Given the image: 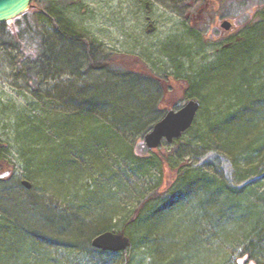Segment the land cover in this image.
<instances>
[{"label": "trees", "instance_id": "16d2710c", "mask_svg": "<svg viewBox=\"0 0 264 264\" xmlns=\"http://www.w3.org/2000/svg\"><path fill=\"white\" fill-rule=\"evenodd\" d=\"M74 1L32 0L33 11L23 13L20 24L21 16L15 19L17 26L7 27L13 20L0 22V41L21 53L17 68L41 100L31 104L32 113L26 122L15 123V143L23 151L24 163L44 181L51 178V171L72 173L68 167L73 164H84L85 170H93L99 179H94L93 189L79 198L80 209L72 208L74 213L70 214H53L40 205L29 208L25 201L2 200L8 211L0 216V264H15L16 255L33 252L40 264H62L57 258H47L48 246L73 251L79 248L77 253H83V259L87 257L82 264H122L121 255L131 258L138 250L149 264H193L195 260L212 261L205 264H264V8L259 10V21L247 28L242 43L219 56L229 64L228 71L241 69L244 62L249 65L238 76L232 74L235 93L228 111L203 113L200 107L193 125L183 133L197 146L214 148L229 158L234 178L231 184L216 165L204 169L173 164L171 154L153 164L148 156L130 152L123 137L126 128L144 134L159 120L160 110L151 103L154 94L138 86L137 76L150 73L112 64L128 59L123 61L119 54L115 60L112 54L99 57L95 40L66 16V8ZM114 66L123 68L117 74L128 78L121 76L107 93L101 90L103 87L95 92L94 86L87 85L70 94V106L60 107L62 101L52 99L40 88L49 72H59L63 67L82 75L79 70L83 68L88 72L114 70ZM251 69L254 72L249 74ZM130 84L136 86L135 94L123 88H130ZM166 90L164 87L161 100ZM121 93L130 94L131 100L119 99ZM184 96L194 97L188 93ZM162 105L169 109L176 104ZM144 115L149 117L146 122ZM106 137L115 140L116 146L107 147ZM181 137L174 141L179 142ZM128 152L133 175H144L150 168L157 173L155 182L141 194L136 186L127 187L116 177V184L121 183L120 189L126 191L123 193L132 196L137 192L138 206L131 215V210L121 206L120 198L114 199L106 188L112 185L99 175L107 171V162ZM23 177L32 178L27 174ZM99 198L104 202L94 203ZM121 215L126 219L121 230L130 238L128 248L120 252L92 248L88 250L90 258L87 249L81 251L87 239L118 228L113 219ZM26 219L35 223L31 225ZM44 229L52 231L54 238L42 234ZM142 256L136 264L142 263Z\"/></svg>", "mask_w": 264, "mask_h": 264}, {"label": "rangeland", "instance_id": "374dc122", "mask_svg": "<svg viewBox=\"0 0 264 264\" xmlns=\"http://www.w3.org/2000/svg\"><path fill=\"white\" fill-rule=\"evenodd\" d=\"M180 1L192 0H75V3L70 4L65 10L66 16L81 26L89 37L95 40L99 57L112 54L115 60L119 54L123 61L126 58L128 59L124 63L116 61L112 64H117L124 67V69L138 68L149 71L150 76H137V79H140L138 86L139 90L146 92L151 90V94H154L151 103L154 107L157 106L155 107L157 110H160L158 119L167 110L162 104L167 106L176 104L173 107L176 109L189 98L199 99L203 113H213L215 110L226 109L228 111V107L233 102L231 100L232 94L235 93L233 89L235 79H233L232 74L238 76V72H245L243 69L249 66L247 62H244L241 69L233 67L228 71L229 64L224 61L225 58H219L224 53L216 54L212 42L209 40L204 41L202 38L201 40L194 39L189 36L188 26L183 24L184 19H180L167 7V4ZM225 1L240 2L243 5L242 21L247 25L246 32L250 25L259 21L260 14L258 13L264 8V0ZM146 3L151 8L149 14ZM28 11L27 15L31 14L33 10L29 8ZM147 14L158 26V31L152 35L146 33L148 25L145 16ZM15 19H12L13 25L12 23L9 24L8 28L17 26ZM21 22L22 16L18 24ZM176 54L177 57H175ZM171 55H173V58ZM21 56V53L17 50L0 41V148L4 149L0 150V160L2 161L0 166L2 168L0 174V216H4L5 212L8 211L7 206L1 203L2 200L9 202L15 200L17 203L25 201L29 208L33 205H40V207L46 208L48 212L50 211L53 214L59 212L63 214L74 213L71 209H80L79 198L84 196L87 190L93 189L94 179H99L98 175L93 173V170L88 173L84 164H73L74 166L68 167L72 173L51 171V178L44 181L41 178H36V175L31 172V167H27L28 165L24 163L23 151L15 143V123L17 121H19L18 123L26 122L27 117L32 113L30 110L31 104L41 100L28 87L23 71L17 68V62ZM58 70L61 71L49 72L47 77H44L45 82L40 85V88L43 93L48 92L49 97L52 99L62 101L63 105L60 106L62 108L66 105L70 106L68 102L70 101V94L79 92L87 85L94 86L95 92L103 87L101 90L105 89L107 93V91H110L108 89L111 86H116L117 81L123 75L117 73L124 71L123 68L117 66H114V70L96 69L88 72L83 68L81 71L79 70L82 75H77L74 71L71 72L65 67ZM253 72L251 69L249 74ZM122 77L128 78L125 75ZM159 79H162V82ZM127 86L130 88L125 86L123 88L126 91L129 89L131 94H135L136 86L131 84ZM164 87L168 90H166L161 100ZM185 93L194 97L184 99ZM129 95L121 93L119 99L125 102L132 98ZM56 107L60 108L58 105ZM148 118L144 115L143 120L146 122ZM67 124L70 125V122ZM124 132L123 137L129 143L130 152L135 151L139 156H148L153 160V164H158L159 159L167 157L168 154H171V158L173 157V164L191 165L192 167L202 166L204 169H209L212 164L218 166L227 181L234 184L231 161L214 148L197 146L194 144L195 141L188 140V137L183 135L179 142L167 143L164 141L156 149L148 150L143 139L147 131L140 134L137 131H130V128L127 127ZM105 139H108L107 147L116 146L117 142L112 140L111 137ZM51 145L53 147V142ZM125 154L126 156L123 158ZM176 154H178V157ZM129 160H132V155L129 152L128 154L121 153L118 159L115 158L114 161L107 162L104 165L107 171L101 172L99 175L103 178L102 180L112 185L106 188L111 192L114 199L120 198L121 206H124L128 211L131 210L129 212L131 215L133 209L138 206L139 201L136 202L137 192V196L135 193L132 196L129 195L130 193H123L125 190L120 189L121 183L116 184V177L123 179L127 187L136 186L139 194H141L150 187L152 181L155 182L157 173L155 168H150L146 169V174L137 177L133 175L132 165H129L133 163H130ZM59 165L64 166L66 164ZM262 169L264 170V167ZM26 174L32 176V178H28L31 184L29 189L20 184ZM104 200L103 198L95 199L96 202L94 203L98 204L104 202ZM124 207H120L119 210ZM123 217L124 215H121L113 219V222L118 225V228H114L115 230H121L126 221ZM29 223L32 225L35 221L30 222L29 220ZM44 230L42 234L48 239L54 238L52 231ZM92 238L84 240L85 244L82 245L81 251L84 252L86 249L92 251ZM58 240H60V237ZM79 250V248L73 251L65 247L48 246L45 252L48 254V259L57 258V261L62 264H82L83 260L86 262L87 257L85 256L83 259L84 254L77 253ZM89 251L86 253L88 257ZM141 252L140 250L136 251L131 258L121 255L120 261L124 264V262L130 260L131 264H136L141 259ZM38 260L33 252L32 255H16L13 261L15 264H40ZM148 261V258L142 256L141 264H149ZM208 262L212 263V261ZM208 262H196L195 260L193 264ZM217 264L223 263L220 261Z\"/></svg>", "mask_w": 264, "mask_h": 264}, {"label": "flooded vegetation", "instance_id": "af4514ba", "mask_svg": "<svg viewBox=\"0 0 264 264\" xmlns=\"http://www.w3.org/2000/svg\"><path fill=\"white\" fill-rule=\"evenodd\" d=\"M242 6L240 2L231 3L225 0H192L167 4L172 13L184 19L183 24L188 26L189 36L198 40H209L213 43L216 54H223L244 40L247 25L242 21ZM146 8L148 14L151 13L147 3ZM148 14L145 16L148 25L146 33L152 35L158 31V26ZM1 172L2 168L0 174Z\"/></svg>", "mask_w": 264, "mask_h": 264}, {"label": "water", "instance_id": "95a60500", "mask_svg": "<svg viewBox=\"0 0 264 264\" xmlns=\"http://www.w3.org/2000/svg\"><path fill=\"white\" fill-rule=\"evenodd\" d=\"M32 0H0V22L11 20L30 8ZM201 103L197 98L187 99L178 108H169L145 133L143 139L148 150L180 138L194 123ZM21 185L29 189L31 184L22 179ZM130 245V238L122 230H105L95 235L91 246L103 251L120 252Z\"/></svg>", "mask_w": 264, "mask_h": 264}]
</instances>
